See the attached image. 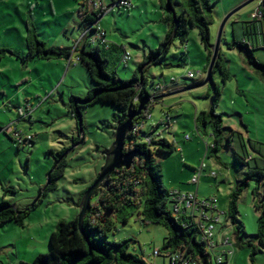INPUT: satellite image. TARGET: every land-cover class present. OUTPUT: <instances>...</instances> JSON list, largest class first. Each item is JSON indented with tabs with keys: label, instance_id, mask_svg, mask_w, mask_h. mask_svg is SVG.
I'll use <instances>...</instances> for the list:
<instances>
[{
	"label": "rangeland",
	"instance_id": "1",
	"mask_svg": "<svg viewBox=\"0 0 264 264\" xmlns=\"http://www.w3.org/2000/svg\"><path fill=\"white\" fill-rule=\"evenodd\" d=\"M83 1L0 0V49L7 50L0 61V202L5 198L19 208L31 205L47 184L59 153L67 149L63 176L54 189L42 196L24 225L0 226V264H30L37 256L50 252L51 234L59 222L78 217L80 199L105 164L102 152L114 143L115 129L122 117L119 108L102 102L83 107L81 131L78 119L69 110L73 97L85 98L94 87L87 69L77 63L76 54L72 65L65 58L25 59L28 25L36 28L39 39L48 48H75L85 31L78 17ZM249 1L211 0L212 47L217 46L227 16ZM262 1L244 6L225 24L219 56L228 67L230 79L224 81L217 68L207 84L204 83L211 58L201 43L199 30L186 27V47L184 27L167 39L172 25L164 22L169 11L161 0H134L131 10L115 8L100 21L107 40L114 44V50L104 54L110 59L109 70H116L124 80L132 79L135 72L141 77L139 66L144 59L158 50L162 42H171L167 54L157 62H149L144 70L148 94L160 99L154 102L152 118L143 125V132L154 135L155 143L166 140L175 148L172 153H160L152 146L154 158L162 167L165 188L170 192L197 193L200 201L216 199L217 210L222 213L216 225L217 235H230L235 243L253 241L256 245L254 254L249 247L235 245L230 264H264V246L258 242L259 217L264 210V176H253L246 182L252 167L264 171V70L256 64L264 66V32H258L259 43H254L252 53L239 45L229 47L247 42L244 38L251 39L254 32L249 29L256 23L264 25V19H252ZM175 9L180 14L178 4ZM92 47L87 44L86 48ZM78 48L82 49L83 43ZM122 48L132 57L127 66L120 63ZM197 72L201 75L188 77ZM164 80L169 85L160 90L158 85ZM218 93L214 110L222 115L224 139L220 151L215 153L212 128L199 131L196 117L212 110ZM27 103L32 115L20 120L14 105ZM10 124H15L24 139L31 136L32 140L19 142L3 132V127ZM186 136L191 137L190 141L185 140ZM74 138L78 139L77 144ZM138 142L144 143L143 134ZM236 155L245 162L251 159V164L237 162ZM203 164L206 169L198 186L191 184ZM213 171L216 177L211 176ZM239 187L242 193L236 232L232 228L234 222L225 213L229 211L230 194ZM5 189L10 193H5ZM95 201L96 197L92 202ZM109 236L115 242L128 240L129 251L150 264H170L169 257L163 255L167 254L164 243L168 231L160 224H146L135 214L128 224L117 223ZM155 250L162 255L155 256ZM212 264L216 262L213 260Z\"/></svg>",
	"mask_w": 264,
	"mask_h": 264
},
{
	"label": "trees",
	"instance_id": "2",
	"mask_svg": "<svg viewBox=\"0 0 264 264\" xmlns=\"http://www.w3.org/2000/svg\"><path fill=\"white\" fill-rule=\"evenodd\" d=\"M161 2L164 8H168V2L174 8L176 4L181 8L180 14L176 11V18L168 9L169 12L165 16L164 22L171 24L172 28L167 35V39L179 34L181 27H184L183 41L186 44V27L189 25L197 28L201 43L212 59L215 47H212L211 42V24L213 22V3L211 0H161ZM260 10L264 17V1L260 5ZM103 15L104 12L102 11L91 13L81 23L83 25L92 24L101 19ZM253 21L256 22L258 20ZM251 30L254 31V26L251 27ZM26 42L28 51L25 59L27 60L65 58L69 61L76 54L79 62L87 69L94 87L89 91L87 97L72 98L69 110L72 112L73 117L79 119L83 107L102 102L119 108L122 113L120 118L122 122L126 121V115L139 105V101L136 98L149 95L143 75L145 67L149 62L151 63L153 60L157 62L158 58H163L171 45V42L166 40L161 43L158 50L151 51L150 55L139 66V69L142 70V77L135 72L132 79L124 80L119 77L116 70H113V72L109 70L110 59L104 55L114 50L113 43L108 45V48L106 45H102V47L97 45L90 50H87L86 46L82 49H74L72 47L48 48L46 43L39 39V35L33 25H28ZM237 45L242 48L246 47L250 53L253 52V46L246 42L229 45V47L232 49ZM123 50L122 48L120 63L124 53ZM6 53L7 50L0 49V61L6 56ZM256 64L264 70L263 65H259L257 62ZM217 68L223 74L224 81L230 79L228 67L220 56L214 67L213 74ZM140 78L142 81H140ZM138 87L140 89H137ZM218 96L219 93L214 98L213 108L210 112H202L196 117V125L199 131L206 129L208 126L212 128L214 137L212 151L215 153L220 151V146L224 139L222 115L216 114L214 110L219 100ZM159 99L160 97H153V102L134 120V124L144 125L147 122V116L152 114L151 108L154 102ZM79 129L81 131L82 127L79 126ZM141 134L143 136L151 135V133H144L143 130L140 133H131L125 150L130 151L138 148L145 154L146 158L142 159L141 162L136 160L130 170L121 169L116 171L110 178L109 187L100 189L96 193L94 196L96 201L92 202L83 220L84 233L79 229L78 217L74 221L59 222L56 230L50 236V252L37 256L30 264H150L144 258L129 251L128 240L120 242L110 240L109 235L115 229L116 224H128L135 214H138L146 224H160L167 229L168 237L164 243L165 253L171 254L181 251L198 264L213 263V257L206 251V245L200 241L201 233L193 220L186 216L175 218L171 212L172 192L163 185L162 167L154 158L152 146L155 145L160 153H172L175 148L166 140L158 143L154 141L152 144L139 143L138 138ZM76 142H78V139L74 138V143ZM66 153L67 149H64L56 158V165L51 173L50 184L43 195L47 191L54 189L58 178L63 176L67 165ZM235 159L241 164L249 165L252 161L251 159H246L247 162H245L239 155H236ZM253 176L262 178L264 171L258 166L252 167L248 172L246 182ZM5 193H10V190L5 189ZM241 193L242 187H239L237 191L230 194L229 211L225 213V216L234 222L232 228L236 232L239 227L235 222L238 218V201ZM40 201L41 199L26 208H19L3 198L0 202V226L7 223L23 226L28 214L37 207ZM235 239H238L237 233L235 234ZM258 242L261 246H264V210H262L259 217ZM235 245L249 247L252 249L253 254L256 251V245L253 241L242 244L236 241Z\"/></svg>",
	"mask_w": 264,
	"mask_h": 264
},
{
	"label": "built area",
	"instance_id": "3",
	"mask_svg": "<svg viewBox=\"0 0 264 264\" xmlns=\"http://www.w3.org/2000/svg\"><path fill=\"white\" fill-rule=\"evenodd\" d=\"M81 7L78 12V17L80 22H83L86 17L90 16L91 13L104 12V15L101 19L108 13L114 11L115 8L131 10L133 8V0H84L81 4ZM263 13L260 9L253 13V20H262ZM99 19L98 21L92 24L85 25V31L81 37V40L77 43L74 49H78L80 44L86 39L85 44L91 46L97 45H106L108 48L111 44L107 40V32L102 28ZM187 43L185 44V47ZM73 57V56H72ZM72 57L69 60V65L73 64ZM132 59L131 54L124 50V54L121 57V63L127 66ZM77 63L79 58L76 56ZM197 75H201L200 72L189 73L188 77L193 78ZM172 83L176 82V79L171 80ZM169 84L167 80H164L163 83L158 85L160 90H165ZM142 97L138 96L137 101H140ZM27 115H31L30 109L22 111L20 113V118L24 119ZM152 118V114L147 116V121ZM156 127V126H154ZM143 130L142 124H134L132 134L140 133ZM8 135H12L15 139L20 141L32 140L31 136H27L26 139L22 137V132L15 128V124H10L7 127L2 129ZM157 136H161V133H158ZM161 138V137H160ZM191 137L186 136L185 140L190 141ZM156 137L154 135H145L144 142L152 144ZM181 152V149H179ZM206 169V165L203 164L200 171L192 178L191 184L197 185L200 182L202 171ZM211 176L216 177V172H211ZM172 206L171 212L175 218H180L183 216L189 217L197 225L201 233V242L206 245V251L210 253L213 257V260L216 264H230L231 258L234 255L235 242L233 241L232 236L220 234L217 235L216 225L220 223L221 214L217 210L216 199L200 201L197 198L196 194H183L181 192H172ZM211 250V252L209 251ZM155 256H161L162 253L159 250L154 251ZM169 257L170 264H198L191 257L186 256L185 253L178 251L171 254H163Z\"/></svg>",
	"mask_w": 264,
	"mask_h": 264
},
{
	"label": "water",
	"instance_id": "4",
	"mask_svg": "<svg viewBox=\"0 0 264 264\" xmlns=\"http://www.w3.org/2000/svg\"><path fill=\"white\" fill-rule=\"evenodd\" d=\"M253 1H255V0H250L249 2H247L242 7L236 9L235 11L230 13L227 16V18L224 20V23H223L221 30H220V33H219L217 46L215 47L210 66H209V69L207 71V79H206L204 84H207L213 80V70H214L216 62L218 60V57H219V45L221 42V37H222L223 28L225 27V24L232 17L233 14H235L240 9H242L244 6L248 5L249 3L253 2ZM168 9L173 13V16L176 18V16H177L176 10L173 7V5L170 4V2H168ZM140 81H142L141 78H140ZM151 102H153V97H151L149 95H143L142 96L141 100L139 101V105L137 106V108L126 115V121H124V122L120 121L118 123V126L115 129L113 145L110 148H108L102 152L103 156L105 157V164L102 167L101 172L99 173L96 180L89 186V188L84 193V195L80 201V204H79V211L80 212L78 215V220H79V229L82 233H84V230H83L84 217H85L86 213L88 212V210L90 209V207L92 205V200H93L94 196L96 195V193L100 189H107L109 187L110 178L116 171L121 170V169L130 170L132 168V166L134 165L136 160L138 162H141L142 159L146 158L145 154L140 149L136 148V149H133L130 151H126L125 147H126L127 142L130 139V134H131V132L133 130V126H134V120L137 117H139L147 109V106ZM213 102H214V99H213ZM82 120H83L82 115L80 114L79 119H78L80 127H82ZM52 171L48 175L47 184L42 189L41 193L39 194L38 198L33 202V204L42 198L43 193L46 191L48 185L50 184V178H51Z\"/></svg>",
	"mask_w": 264,
	"mask_h": 264
},
{
	"label": "crops",
	"instance_id": "5",
	"mask_svg": "<svg viewBox=\"0 0 264 264\" xmlns=\"http://www.w3.org/2000/svg\"><path fill=\"white\" fill-rule=\"evenodd\" d=\"M264 1V0H263ZM263 1L260 3V5L263 3ZM133 4H134V0H133ZM260 5H259V7L257 8V10L258 9H260ZM256 10V11H257ZM256 11H254V12H256ZM253 15V14H252ZM246 27V26H245ZM251 29H249V31H250ZM260 30H261V32H264V25H263V22H261L260 23V25H258L257 23H256V25H254V31H252L251 30V32H254V34L252 35V37H251V39H249V38H244V41H247L246 43L247 44H249L250 46H253L254 45V43H256V45H258V43H259V36H256V34H258V32H260ZM247 31H248V28H247ZM238 35V34H237ZM255 37H256V41H255ZM254 39V40H253ZM261 40V39H260ZM83 43V47H87V44H85L84 42H82ZM81 43V44H82ZM80 44V45H81ZM253 50V49H252ZM75 55V54H74ZM22 105V106H21ZM14 112L17 114H19L20 115V113L22 114V111H25V110H27V109H30V111L32 110L31 109V105H30V103H27L26 105L24 104H18V105H14ZM13 111V110H12ZM31 115H32V111H31ZM20 120H21V118H19ZM20 120H18V121H20ZM4 128V127H3ZM181 151H182V149H181Z\"/></svg>",
	"mask_w": 264,
	"mask_h": 264
}]
</instances>
